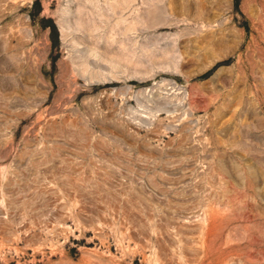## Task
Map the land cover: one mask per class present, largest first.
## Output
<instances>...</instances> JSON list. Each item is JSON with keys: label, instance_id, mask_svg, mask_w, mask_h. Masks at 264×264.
Returning a JSON list of instances; mask_svg holds the SVG:
<instances>
[{"label": "rangeland", "instance_id": "1", "mask_svg": "<svg viewBox=\"0 0 264 264\" xmlns=\"http://www.w3.org/2000/svg\"><path fill=\"white\" fill-rule=\"evenodd\" d=\"M0 264H264V0H0Z\"/></svg>", "mask_w": 264, "mask_h": 264}]
</instances>
